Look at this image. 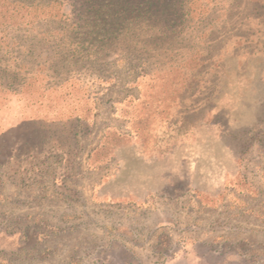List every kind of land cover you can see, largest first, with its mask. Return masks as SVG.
Segmentation results:
<instances>
[{
	"label": "rangeland",
	"instance_id": "1",
	"mask_svg": "<svg viewBox=\"0 0 264 264\" xmlns=\"http://www.w3.org/2000/svg\"><path fill=\"white\" fill-rule=\"evenodd\" d=\"M143 1L0 0V264H264V0Z\"/></svg>",
	"mask_w": 264,
	"mask_h": 264
},
{
	"label": "trees",
	"instance_id": "2",
	"mask_svg": "<svg viewBox=\"0 0 264 264\" xmlns=\"http://www.w3.org/2000/svg\"><path fill=\"white\" fill-rule=\"evenodd\" d=\"M125 1L127 0H80L79 8L85 18H91L96 21V24H99L103 16L105 17L109 13L117 14L120 10H126ZM142 3L146 10H149V8H155V10L160 8V13H164L167 10L163 7L167 4V0H144ZM187 4L188 1H184L181 4L182 8L184 9ZM183 13L187 14V11H183Z\"/></svg>",
	"mask_w": 264,
	"mask_h": 264
}]
</instances>
